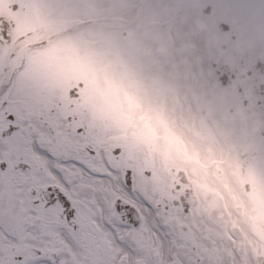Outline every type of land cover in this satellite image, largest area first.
Wrapping results in <instances>:
<instances>
[{"label": "snow or ice", "instance_id": "6c2138e0", "mask_svg": "<svg viewBox=\"0 0 264 264\" xmlns=\"http://www.w3.org/2000/svg\"><path fill=\"white\" fill-rule=\"evenodd\" d=\"M77 2L16 0V19L0 15V264H264V226L258 244L221 237L183 179L138 160L80 104L82 85L59 91L61 50L35 37L51 39ZM227 4L249 32L264 26V0ZM139 107L120 103L123 115ZM258 185L264 168L245 189Z\"/></svg>", "mask_w": 264, "mask_h": 264}, {"label": "rangeland", "instance_id": "374dc122", "mask_svg": "<svg viewBox=\"0 0 264 264\" xmlns=\"http://www.w3.org/2000/svg\"><path fill=\"white\" fill-rule=\"evenodd\" d=\"M119 1L78 0L77 4H85V8L66 7L62 29L77 26L84 19L101 17V20L49 44L61 50L56 53L62 58L59 91L67 97L69 90L82 85L79 87L80 104L90 111L103 114L105 119L100 123L115 138L132 139L138 160L145 165H155L162 174L172 175L175 179L172 168L180 169L186 162V157L181 155L185 149L178 146V138L164 139L165 145L171 143L172 147H167L165 152H158L159 139L149 122L142 119L139 121L140 127H136L133 115H123L120 108L121 101L127 96L134 97L140 105L142 95L156 88L162 96L172 99L177 116H181L180 110L183 114L181 102L186 103L189 117L185 125L190 130L203 131L201 137L209 140L210 153L214 145L232 146L237 155L238 169H245L242 164L244 159L239 154L241 152L237 151L243 146L242 137L247 131L245 118L235 113L225 116L220 110L211 107L201 114L200 101L203 100L206 106L211 101V95L218 94L215 88L219 81L209 62L225 57L222 44L237 42L241 50L264 55V26L255 33L249 32L233 15L227 0H215V3L213 0H148L136 21L131 22L133 16L126 12L122 15L125 21L121 22L111 19L112 15L120 13ZM14 3L16 0H4L0 4V15L6 16L8 20L16 19L17 14L12 11ZM208 5L211 6L209 14L205 13ZM178 22L186 27L190 35L189 43L176 30ZM220 22L227 23L229 31L223 32L218 26ZM46 37L47 34L38 35L35 39ZM199 44L202 53L200 62L207 64L209 71H205L189 55L190 48ZM129 123L133 125L131 130ZM130 131L135 135L130 136ZM140 146L142 150H138ZM237 180L242 183L240 175H237ZM194 186L189 190L190 201H196L202 190L196 182ZM205 196L208 197V194ZM252 202V221L249 223L264 225V191H257V197ZM192 205L197 208V203ZM204 211L207 217L219 219L220 226H225L222 223L228 217L226 208L219 209L215 214L205 204ZM240 239L244 240L242 237Z\"/></svg>", "mask_w": 264, "mask_h": 264}, {"label": "bare ground", "instance_id": "6f19581e", "mask_svg": "<svg viewBox=\"0 0 264 264\" xmlns=\"http://www.w3.org/2000/svg\"><path fill=\"white\" fill-rule=\"evenodd\" d=\"M102 1L104 2V0ZM175 28L183 35L185 42L189 43L190 35L186 27L182 25L181 22H178ZM200 49V44L193 45L189 50V55L198 65L203 66L205 71H209L208 65L200 62V54L202 56ZM181 105H183V114L179 117L173 110L174 104L170 97L166 98L162 96L156 88L150 89L142 95L140 107L135 109L134 114H132L134 120L133 124H135L136 127H140L139 121L142 120L140 119L141 116L149 122L152 129L156 131V135L159 139L157 147L158 152H165L167 147H172L171 143L165 145L164 139H170L172 137L178 138V146H182L185 149L184 154H181L186 157V162L182 167L190 177L196 179L198 183L203 185V189L199 192L200 199H198L196 211L206 223L216 229L218 235L223 237L226 233H234L238 240H242L235 232V227H239L242 233H244L242 235L243 239L258 244V239L252 234L249 224L247 223L249 209L248 200L240 188L233 183L232 177L229 174L228 165L233 163V159L228 155V148L223 144L218 145L219 147L214 145L213 151L208 153L206 147L208 146L207 144L210 145L209 140L199 141L194 139L193 130H190L185 125L189 117L187 105L185 102H181ZM138 150H142V147L140 146ZM194 160H196V162ZM217 166L223 169V173L220 176H217ZM211 191L217 192L223 198L220 197V200H222L227 210L226 213L228 217H230L224 227L220 226L219 219L217 221L214 219L213 221L211 220L212 217H207V214L204 213L205 204L209 205L211 208L217 205V203L219 204L217 195L207 203L205 194H209ZM239 202L245 203L246 215L244 216H240L235 209V205Z\"/></svg>", "mask_w": 264, "mask_h": 264}, {"label": "flooded vegetation", "instance_id": "af4514ba", "mask_svg": "<svg viewBox=\"0 0 264 264\" xmlns=\"http://www.w3.org/2000/svg\"><path fill=\"white\" fill-rule=\"evenodd\" d=\"M135 1L137 0H120L118 5L120 13L123 15L126 11H129ZM85 6V4H77L75 7L77 9L80 7L85 8ZM130 14L132 15L133 12ZM3 17L7 20L6 16ZM238 44L240 43L222 44L225 57L222 56L216 62V69L219 74H227V78L225 82L217 84L215 91L217 90L218 94L213 96L206 106L203 100L200 101V105L204 111L207 107H211L217 111L220 110L227 114L235 113L245 118L248 125H246L247 131L245 136L242 137L243 146L238 151L241 152L239 153L240 158L244 159L242 164L245 165V169L234 168L230 171L233 180H235L236 171H239L245 187L247 179L259 169L264 168V55L257 56L254 51L241 50L238 48ZM179 181L180 179H177V182ZM190 187H192L191 184L184 182L186 191L182 194L189 195V198L191 194ZM262 190L264 191V188L258 185L254 192H247L256 198L257 191L259 193ZM213 196H210V198ZM189 202L195 204L194 199Z\"/></svg>", "mask_w": 264, "mask_h": 264}, {"label": "water", "instance_id": "95a60500", "mask_svg": "<svg viewBox=\"0 0 264 264\" xmlns=\"http://www.w3.org/2000/svg\"><path fill=\"white\" fill-rule=\"evenodd\" d=\"M143 1H145V0H142V2ZM93 20H86V21H84V24H87V23H90V22H92ZM73 29H67V31L66 32H70V31H72ZM63 33H65V32H62V33H59L58 35H62Z\"/></svg>", "mask_w": 264, "mask_h": 264}]
</instances>
